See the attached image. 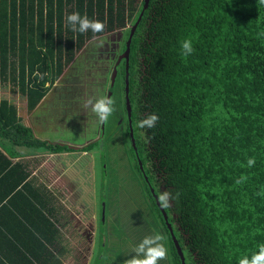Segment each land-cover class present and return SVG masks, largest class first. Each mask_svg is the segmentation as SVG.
Here are the masks:
<instances>
[{
	"label": "trees",
	"instance_id": "trees-1",
	"mask_svg": "<svg viewBox=\"0 0 264 264\" xmlns=\"http://www.w3.org/2000/svg\"><path fill=\"white\" fill-rule=\"evenodd\" d=\"M142 4L0 0V83L17 90L31 112L76 50L93 37L71 31L67 15L87 14L105 24L104 32L123 29L127 21V37ZM185 39L194 48L186 58L180 47ZM124 66L117 70L116 85L123 103ZM128 97L132 138L147 181L126 127L124 136L166 236L170 263L180 264L179 257L150 188L157 197L163 192L173 197L163 209L185 264H238L258 251L264 244V5L148 0L132 33ZM153 113L159 117L155 127L139 128L138 122ZM17 116L16 106L0 99V139L13 147L63 150L34 139ZM252 157L255 165L248 167ZM26 177L20 173L17 183Z\"/></svg>",
	"mask_w": 264,
	"mask_h": 264
},
{
	"label": "rangeland",
	"instance_id": "rangeland-1",
	"mask_svg": "<svg viewBox=\"0 0 264 264\" xmlns=\"http://www.w3.org/2000/svg\"><path fill=\"white\" fill-rule=\"evenodd\" d=\"M111 33L113 35L99 36L96 39L92 37L87 45L90 48L86 50L97 52L99 48L95 44L102 42L100 44L102 45L105 38L110 42L118 41L119 38L111 39L116 38V34L121 31ZM97 57L96 54L90 56L88 60L87 57H83L81 65L85 66L95 62ZM50 92V95L49 93L47 95L49 99L43 101H48L45 111L49 118H52L51 116L55 117L58 113H65V106L68 103L63 99L58 101L54 98L60 94L52 96L55 92L54 88ZM121 94L122 92L113 93L112 98L115 99L116 111L105 125V129L106 126L108 129L105 130L104 136L92 147H87V151L90 150L93 154L92 158L88 155L78 158L75 161H78L79 165L77 173L70 169L71 159H75L76 153L67 161L68 178L70 179L68 184L71 186L70 189L74 190L79 185L80 192L78 190L77 192L80 198H77L75 194L70 195L67 201L69 204L67 205L69 207L67 218H69L66 223L62 220L66 234L65 240L63 239V246L66 249L65 264H124L126 259L135 255L133 249L145 236L156 233L165 238L163 243L167 250L169 249L161 224L149 204L142 181L133 167L129 146L124 137L126 116ZM74 95L75 93L71 92L69 98ZM0 99H7L15 105L18 110L17 117L21 119V123H28L30 112H27L25 98L17 90L13 92L11 85L0 83ZM66 110L71 116L70 109L66 108ZM52 121L55 123L57 119H52ZM60 130V135L63 136L66 131L65 129ZM58 157H60L58 154L55 157L49 156L47 161L54 162ZM92 160L93 163L90 164ZM54 179H56L55 176ZM94 211L97 216L99 213L101 216V219L96 220L98 224L100 223L97 239L92 233L95 225ZM94 233L97 232L94 231ZM86 238H93V242ZM169 258L167 251V258L159 261V264H171Z\"/></svg>",
	"mask_w": 264,
	"mask_h": 264
},
{
	"label": "crops",
	"instance_id": "crops-1",
	"mask_svg": "<svg viewBox=\"0 0 264 264\" xmlns=\"http://www.w3.org/2000/svg\"><path fill=\"white\" fill-rule=\"evenodd\" d=\"M47 95L43 100L49 99ZM46 154V148L13 147L0 139V264H65L62 220L67 222V201L80 187L68 188L65 155L59 153L53 162ZM77 155L69 158L76 173L75 161L82 157ZM20 173L27 176L22 184L17 183Z\"/></svg>",
	"mask_w": 264,
	"mask_h": 264
},
{
	"label": "flooded vegetation",
	"instance_id": "flooded-vegetation-1",
	"mask_svg": "<svg viewBox=\"0 0 264 264\" xmlns=\"http://www.w3.org/2000/svg\"><path fill=\"white\" fill-rule=\"evenodd\" d=\"M108 35H113V33H111V31H105L101 35H98V37L99 36L105 37ZM116 35H117L115 36L116 38H112L111 40L114 39L117 40L119 36L118 41L110 42L107 41V38H105L102 45H100L102 42H97L95 46H98L97 48L99 49L95 53L88 52L89 49L86 50V48H90L87 47V45L90 43L89 41L91 38L85 40L81 45V47L76 50L73 59L64 66L63 71L61 72V74L59 75V77L56 79L53 86L51 87L50 91L53 88L55 91L52 93V96L56 94H60L58 96H54V98H56L58 101H61L63 99L64 102L68 103L65 107L70 109L71 116L68 115L67 110L65 108V113L61 112L58 113V115H56L55 117L51 116L52 118H49V116L47 115V111H45V108L48 106V101L44 102L43 99L30 112V117H28L27 124L29 126L32 137L36 140L42 141L43 143L51 147H57V146L64 147L62 152H57V153H53L47 150L46 155L54 156L59 153H62L60 155H65V157L69 159L70 156H72V154L76 153L78 154V156L82 155L83 157L85 155H88L90 158H92L93 154L91 153L90 150L87 151V147L90 146L92 147V145H94L95 142L100 140L104 136L105 130L107 131L108 128L106 126L105 129L106 124L100 125L97 123V119L95 115L91 112V109L84 107V102L88 98L100 97L104 95L112 97L114 92L118 94L116 85L118 79L121 81V76H118V73L116 74L115 81L113 84V90L109 94V89L111 86V76H112L113 68L115 66L119 71L121 65L122 64L125 65L124 58H121L120 60H118V58L125 50V43L127 37L124 36L125 29L121 30V33H117ZM93 54L98 55L96 61L92 63H88L85 66H82L81 65L82 58L87 57L88 60V58ZM79 66L82 67L80 68ZM124 70L126 71L125 66H124ZM128 80H129V60H128ZM123 81H125V73H124ZM123 89L125 90V83L123 84ZM71 92H74L75 95L72 96V98H69L70 97L69 94ZM124 104H125V99H124ZM124 112L126 116L125 118L126 122L124 124L125 127L127 128L126 131L128 133L129 122L127 119V111L125 110ZM131 114H132V107H131L130 119H131ZM52 119L53 120L57 119V122L53 123ZM129 124L132 130L133 128L132 121ZM59 128L65 129L66 132L63 136L60 135L61 130ZM131 133H133V131H131ZM124 135H125V129H124ZM129 144L133 149L135 162L136 163L137 161L140 162L136 152V147L134 146V142L132 146L129 140ZM70 147L71 148L75 147V150L71 149ZM92 163L93 160L90 161V164ZM70 188L71 186H69V190L71 191L72 189ZM78 193L79 192L71 193V195L75 194V196L78 197ZM94 213L95 214L93 220L95 222V225L93 226L92 233L94 234V237L97 239L98 238L97 230L98 227L100 226V223L98 224L96 220L101 219V216L100 213L97 216L96 211H94ZM94 231H96L97 233L95 234ZM88 239L93 242V238H86V240Z\"/></svg>",
	"mask_w": 264,
	"mask_h": 264
},
{
	"label": "clouds",
	"instance_id": "clouds-1",
	"mask_svg": "<svg viewBox=\"0 0 264 264\" xmlns=\"http://www.w3.org/2000/svg\"><path fill=\"white\" fill-rule=\"evenodd\" d=\"M259 5H264V0H258ZM66 24L70 26L71 31L78 32L80 34H86L91 32L93 39L98 38L100 33L105 30V24L99 20L89 19L87 14L81 15L79 12H74L66 16ZM181 54L183 57H188L193 54L194 48L191 39H185L181 43ZM42 78V77H41ZM85 108H90L91 112L95 115L97 123L104 125L109 121V118L115 113V99L107 95L88 98L84 102ZM159 117L156 114H150L143 120L138 122V127L154 128L158 122ZM255 158H249L247 160L248 167L255 165ZM243 178L237 180L236 183H241ZM179 194L177 193V197ZM173 199L171 193L163 192L158 196V202L160 206L167 209L171 206L170 201ZM164 237L159 234H153L145 236L141 242L133 249L135 255L124 261V264H159V261L167 258V248L163 241ZM238 264H264V244L258 246V251L252 253V255L244 256L238 260Z\"/></svg>",
	"mask_w": 264,
	"mask_h": 264
},
{
	"label": "water",
	"instance_id": "water-1",
	"mask_svg": "<svg viewBox=\"0 0 264 264\" xmlns=\"http://www.w3.org/2000/svg\"><path fill=\"white\" fill-rule=\"evenodd\" d=\"M147 3H148V0H143V4H142V7H141V10L136 18V20L134 21V23L130 26V29L128 31V34H127V40H126V43H125V50L124 52L119 56L118 60H120L121 58H124L125 60V68H126V71H125V90H124V95H125V107H126V111H127V119H128V122L131 123V119H130V113H131V106H130V101H129V97H128V93H129V80H128V60H129V52H130V43H131V39H132V33L140 19V16L142 14V11H144L146 9V6H147ZM119 38V37H118ZM117 74V67L115 66L113 68V71H112V76H111V86H110V89H109V94L112 92L113 90V84H114V81H115V76ZM128 123V134H129V137H130V142L133 146V138H132V133H131V128H130V124ZM71 148V147H70ZM73 150H75V147L74 148H71ZM137 165H138V168L140 170V172L143 174V177L145 179V181H147V178H146V175L144 174V170L143 168L141 167V164L139 161H137ZM150 192L153 196V199L156 203V206L158 207V209L160 210L161 212V215L164 219V222L168 228V231L170 233V236H171V240L175 246V249H176V252H177V255L179 257V262L180 264H185L184 262V254L181 250V247L173 233V230H172V227L169 225L168 223V219H167V216L164 212V209L160 206L159 202H158V197L156 196V194L154 193V190L152 188H150Z\"/></svg>",
	"mask_w": 264,
	"mask_h": 264
},
{
	"label": "built area",
	"instance_id": "built-area-1",
	"mask_svg": "<svg viewBox=\"0 0 264 264\" xmlns=\"http://www.w3.org/2000/svg\"><path fill=\"white\" fill-rule=\"evenodd\" d=\"M129 27V23L127 22V21H125V24H124V28L123 29H115V30H112V32H116V31H118V30H124V29H126V28H128Z\"/></svg>",
	"mask_w": 264,
	"mask_h": 264
}]
</instances>
